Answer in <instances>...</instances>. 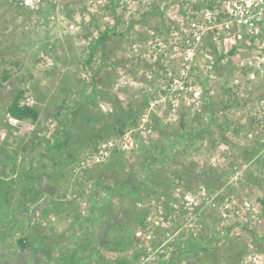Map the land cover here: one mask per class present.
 <instances>
[{
    "label": "rangeland",
    "instance_id": "1",
    "mask_svg": "<svg viewBox=\"0 0 264 264\" xmlns=\"http://www.w3.org/2000/svg\"><path fill=\"white\" fill-rule=\"evenodd\" d=\"M216 2L42 0L24 6L0 0V203L8 199L0 215V264H118L123 258L202 264L187 257L184 240L220 251L209 264H239L251 253L261 258L249 264H264V78H246L241 62L249 48L239 44L229 55L211 33L199 48L192 43L191 59L181 49L186 41L177 18L204 25V12ZM104 30L106 53L98 41ZM157 42L166 44L164 51ZM183 62L190 67L179 93L168 80ZM105 78L122 107L137 112L122 132L88 141L69 112L93 83L106 90ZM19 91L21 103L37 108L35 122L8 120L6 108ZM95 106L112 109L100 98ZM125 134L130 139L123 147ZM55 137L63 141L58 148ZM110 139H119L114 149L124 159L121 169L108 164L96 175L90 171L109 162L114 149L106 161L80 167ZM129 170L136 179L127 184L140 188L123 203L110 188L132 175ZM188 193L191 207L183 200ZM96 206L108 212L99 217ZM134 212L142 222L131 219ZM37 232L46 237L44 250L19 244ZM76 237L90 242L77 251Z\"/></svg>",
    "mask_w": 264,
    "mask_h": 264
},
{
    "label": "trees",
    "instance_id": "2",
    "mask_svg": "<svg viewBox=\"0 0 264 264\" xmlns=\"http://www.w3.org/2000/svg\"><path fill=\"white\" fill-rule=\"evenodd\" d=\"M107 37H108V31L104 30L100 34L99 39H98L99 42L103 43V44H101V48H102L103 53L107 52L106 44H104V41L106 40ZM93 54H94V46L89 51V54L87 57V62L89 64H90V62H92ZM230 54H232V51L229 52V55ZM216 59H217V61H220L221 57H218ZM104 87L105 88L107 87V89L102 90V89L98 88L97 85H95L93 83L91 85L90 90H89V94L80 96L81 99L76 100L77 106L75 108H72L69 112L70 118H71V119L69 118V121L72 124L76 125L78 131L82 130L83 135H85V136L82 135L81 137L88 138V141H89V139L94 140V141H97L99 139H104V138L106 139L108 136H110L112 134L122 132V130H124L123 129L124 127L132 125V124H128L129 119L134 120V117L136 114L135 111L137 112V109H135V108L124 109L122 107L121 101L116 97L115 94H113L110 90H108V78L104 79ZM21 96H22V92L19 91L12 98L11 102L8 104V106L6 108L8 115H10L16 119L22 120V121L30 120L31 122H35L39 116V112H38L37 108L35 106H32V105H27V104L21 103V100H20ZM98 98L106 100L112 105V109L110 112L104 113L100 109L96 108L95 101ZM142 102L144 103L143 100H142ZM132 120H130L131 123H132ZM61 135L66 136L68 138L69 134L67 133L66 128H64L61 131ZM87 135H89V136H87ZM55 139L56 140L54 143V148H58V147H60V144L63 141L59 142L57 140V137H55ZM108 161L109 162H106V164L102 163V164L95 166L94 168L90 169V171H94L95 175H96L98 173V171L100 170V168H106V167L108 168V166H107L108 164L110 165V168H112V170L117 171V170L121 169V167H123L122 165L125 164L124 159L122 158L120 151L117 149H114L111 152V155H110V158ZM104 166H106V167H104ZM129 173H133V174L128 176V177L126 176L125 177L126 180H123L120 182H115V180H114L115 186L110 188V193H111L110 195L117 196L118 199L120 200V202H123V203H125V201H123L122 199H124L125 196L132 195V196L136 197V195H138V193H139L138 191H139L140 186L135 187L134 184H131V183L127 184L128 182L136 179V176H135L134 172H132V170H129ZM107 175H109L111 177L110 174H107ZM179 176H181V175H179ZM35 196L36 195L32 194V198H30L29 200L33 199V197H35ZM97 197H98V194H97ZM95 204H96V202L94 203V205ZM7 206H8V199L1 201V203H0V215H4L2 211L3 210L7 211ZM26 208L27 207H24V209H26ZM97 209H98V213H99L98 216L100 217L101 211L105 213L107 211V209H109V208H106V206L105 207L101 206V208L99 209L96 206V210ZM130 217H131V219L133 217V220H135L136 223L142 222V219H143V216L140 212H134L131 214ZM76 219H78L77 216H76ZM92 219H94V218L91 217L88 219V221H92ZM83 220L85 221V219H83ZM79 223L81 224L83 222H79ZM124 223L125 222H123V224ZM104 224H108V225L112 226V222L108 221V220L107 221L104 220ZM86 225H87V223H86ZM120 225L118 224L117 227H119ZM28 234L26 236H21L20 238H18L19 244L22 246H26V245H30L33 242L34 248L39 247V249L44 250V248H45L44 241H45L46 237L41 232H37L36 234L32 233L30 235H28ZM86 237H88V236H86ZM76 239H77V241L75 242L74 248L77 251H79V248H81L83 246H87V244L90 242V240H88L87 238L80 240L79 237H76ZM117 241H118V243L123 244V245H125V243H126V242L122 241V239L117 240ZM184 241H182L180 243V245H183L185 243L187 248L185 249L186 252H184V253L185 254L188 253L187 257H191L192 260H197L199 262H202V264H209L210 261H217L221 255L220 251H217V250L211 251L209 248L205 247L198 240L197 241L192 240V241H187V242H184ZM186 243H188V244H186ZM39 244H41V245H39ZM57 244H58V240H55L52 243V245L55 247H57ZM74 248L72 250V253L70 254V258H74V256H75V249ZM36 250H38V249H36ZM91 252H93V251H91ZM201 253H203V255L199 256V254H201ZM44 254H45L46 259H48V261L51 262L54 259V258H52L53 256L48 255L47 253H44ZM225 254H226V252H225ZM223 257L226 260V262H229V260H227L226 255ZM53 261H56V260L54 259ZM118 262H119L118 264H130L131 260L126 261L123 258ZM233 262L235 263V261L233 260L231 264H233ZM226 264H229V263H226Z\"/></svg>",
    "mask_w": 264,
    "mask_h": 264
},
{
    "label": "built area",
    "instance_id": "3",
    "mask_svg": "<svg viewBox=\"0 0 264 264\" xmlns=\"http://www.w3.org/2000/svg\"><path fill=\"white\" fill-rule=\"evenodd\" d=\"M21 1L26 6L32 2L38 4L42 0ZM47 1L59 2L61 0ZM203 17L205 19L204 25L198 21L185 23L182 17L177 18L180 24L179 31L182 33L181 37H184L183 41H186L184 47L181 48L184 58L188 60L194 55L193 48H190L192 43L197 44L196 48H199L203 45L204 39L206 41L207 34L211 33L213 43L223 48L225 53L233 51L232 49L236 48L239 44L249 48V55L244 58L243 63L241 62L242 65L249 69L247 70L246 78L252 79L255 76L264 78V0H217L211 10L204 12ZM157 43L156 45L164 51L166 44ZM210 62L208 67L212 66L214 59L211 58ZM182 67L179 68L180 72L168 80L169 85L172 88L174 87L173 89H177L179 93L182 89L184 90L183 79L187 75L190 64L183 62ZM148 77L150 78V75ZM199 93L200 91H196V94ZM26 104L31 105V102H27ZM8 120L14 124L22 121L10 115L8 116ZM142 120H145V118H142ZM146 130L148 131L149 129ZM129 139V135H123L120 139L121 146L125 147ZM116 140L110 139L98 146L94 155L86 159V164L82 162L80 167H90L93 163L97 164L106 161L109 158V151L117 146ZM183 200H185L186 205L188 204L191 207L193 197L189 193L183 196ZM162 224L164 225L165 222L162 221ZM257 258H261V256L253 253L246 254L239 264H249L250 260L255 261Z\"/></svg>",
    "mask_w": 264,
    "mask_h": 264
}]
</instances>
